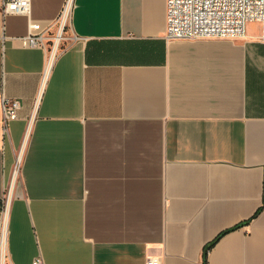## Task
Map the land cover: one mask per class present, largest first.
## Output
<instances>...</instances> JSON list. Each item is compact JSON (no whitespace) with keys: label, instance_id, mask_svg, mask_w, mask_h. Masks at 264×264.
I'll list each match as a JSON object with an SVG mask.
<instances>
[{"label":"crops","instance_id":"1","mask_svg":"<svg viewBox=\"0 0 264 264\" xmlns=\"http://www.w3.org/2000/svg\"><path fill=\"white\" fill-rule=\"evenodd\" d=\"M63 1L3 16L0 0V196L21 150L7 264H264L257 24L166 40L164 0H75L78 41L46 70L21 39Z\"/></svg>","mask_w":264,"mask_h":264},{"label":"built area","instance_id":"2","mask_svg":"<svg viewBox=\"0 0 264 264\" xmlns=\"http://www.w3.org/2000/svg\"><path fill=\"white\" fill-rule=\"evenodd\" d=\"M2 15H27L29 0H2ZM75 0H64L56 19L47 26L33 24L29 33L21 39L23 46L37 48L46 54V70L65 47L78 37L71 32V19ZM166 40L238 39L243 37L245 25H258V42L264 43V0H164ZM51 30V31H50ZM2 122L6 131L8 123L17 119L19 104L2 99ZM21 166L20 151L14 162L12 175L0 196V264L6 261V237L8 214L14 197L13 188L19 178ZM32 264H43L40 258ZM146 264H159L155 259Z\"/></svg>","mask_w":264,"mask_h":264},{"label":"trees","instance_id":"3","mask_svg":"<svg viewBox=\"0 0 264 264\" xmlns=\"http://www.w3.org/2000/svg\"><path fill=\"white\" fill-rule=\"evenodd\" d=\"M217 240V238L213 241V243ZM213 243L210 244L209 247H211L213 245ZM209 247L207 249H205L204 253H203V256L205 257L206 254H207V251L209 250Z\"/></svg>","mask_w":264,"mask_h":264},{"label":"rangeland","instance_id":"4","mask_svg":"<svg viewBox=\"0 0 264 264\" xmlns=\"http://www.w3.org/2000/svg\"><path fill=\"white\" fill-rule=\"evenodd\" d=\"M257 26H258V25H257ZM256 28H257V27H256L255 25H250V26H249V29H251L252 31H253V30H256ZM20 151H21V150H20Z\"/></svg>","mask_w":264,"mask_h":264}]
</instances>
